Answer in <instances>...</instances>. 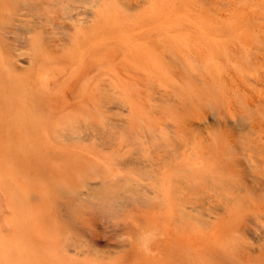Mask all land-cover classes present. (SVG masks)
Instances as JSON below:
<instances>
[{"label": "bare ground", "instance_id": "1", "mask_svg": "<svg viewBox=\"0 0 264 264\" xmlns=\"http://www.w3.org/2000/svg\"><path fill=\"white\" fill-rule=\"evenodd\" d=\"M211 9L202 7L194 11L191 0H0V167L4 170L1 174L9 181L20 217L29 222L26 229L33 228L31 231L41 237L43 234L37 230L45 227L43 201L34 209L26 205L32 187L38 197L52 192L54 203L60 197L73 204L78 199L82 201L83 196H95L93 203L107 204L114 216L119 210L132 208V220L127 222L132 235L117 244V251L102 252L87 247L71 223L54 217L55 235L48 237L47 244L33 243L28 232H18L28 237V244L21 253L16 251L17 257L13 259L9 258L7 234L0 229V264L70 261L69 264H83L86 259L88 264H99L117 253L123 262L118 263L124 264L130 258V250L135 258L132 264H264V170L259 169L260 163L264 167V143L260 139V148L254 143L259 148L257 152L251 150L254 154L244 150L247 152L244 160L241 159L244 152L234 147L235 138L230 149L195 148L203 135L202 131L201 135L197 133L200 120L208 117V108L212 107L213 114L217 111L215 105L219 109L213 94L215 105L211 106L214 103L206 88L202 89L211 99H202L205 106L197 100L201 96L194 79L199 66L218 65L219 90H222H218L219 94L226 89L223 84L236 93L246 94L243 80L216 61L227 54L229 40L225 31L238 29L239 17L231 19L221 12L218 13L221 21L215 22ZM220 23L226 29H218ZM243 39L237 37L239 42ZM22 50L28 67L17 60V53ZM177 64L179 71L187 74L181 75L186 77L184 81V77L176 76ZM173 83L180 89L177 92L181 98L184 97L176 104L177 108L174 105L179 94L170 93L176 88ZM169 94L177 99L172 97V100ZM168 97L177 100L169 104L180 113L174 111L175 119L179 115V120H167L171 123L160 118ZM260 97L251 93L246 104L257 105L262 100ZM147 101H152L153 111L163 103L161 113L158 115L156 111L157 116L153 115ZM123 113L129 114L122 117ZM128 115L129 126L124 119ZM159 118L165 121L163 125L167 122L178 132L163 143L157 139L152 142L155 135L152 132L157 130L153 127L162 124ZM213 118L219 121L216 116ZM123 119L132 130L126 131ZM258 121L264 124V120L262 124ZM256 122L257 119L253 120L251 126ZM122 124L128 136L123 142L128 145H134L130 134L135 133V128L142 129L141 138L147 137L142 141L139 138L136 141L139 144L130 149L132 153L129 151L121 159L138 172L124 178L122 184L115 175L114 178L112 175L114 180L104 176L106 179L98 181V188H92L89 180L81 183L87 174L101 179L105 173L85 158L86 165L85 161L84 165H76L86 166L85 173L71 177L74 181L52 174V184L48 186L47 180L42 191L35 187L33 178L16 175L36 167L32 163L30 168L25 167L22 157L52 146L54 137L94 138L101 144L105 138L109 139V133L104 134L106 130L112 135L122 129ZM258 124L252 128L256 129ZM258 131L256 136H264H259L261 131ZM229 140L226 139L227 143ZM3 155L9 163L2 161ZM177 158L186 160L182 167L173 164ZM72 160L70 166L74 162L75 168L76 158ZM138 213L146 214L145 218ZM71 251L74 256L68 258L66 254Z\"/></svg>", "mask_w": 264, "mask_h": 264}, {"label": "rangeland", "instance_id": "2", "mask_svg": "<svg viewBox=\"0 0 264 264\" xmlns=\"http://www.w3.org/2000/svg\"><path fill=\"white\" fill-rule=\"evenodd\" d=\"M191 4L193 5L194 11L195 10L198 11L202 7L212 8L213 10L211 9L212 11L211 10L210 11L212 12V20L215 22L221 21V18L218 14L221 12L227 14L229 17H231V19H235L236 16L239 17L238 18V20H239L238 29H236V30L235 29H228L225 31L226 32L225 38L229 40L227 48H226L227 54L221 58H218L216 61L221 67L227 69L229 72H232L236 76H239L244 82V88L246 89V91L249 92L248 93V92L244 91V93H246L244 95L240 94V93H236V92L229 89V87H230L229 85L226 86L223 84V89H225V88L226 89L222 95L219 94L218 90L220 88V86H219L220 76L218 73V65L213 64V66H210V67L205 66V68L202 65H200L199 66L200 69H198V71H197L198 76L196 74L195 77H197V78H195L196 80L194 79V81H196V84L200 85V86L197 85V87H198V91H200V93H198L200 95H198V96L199 97L201 96V99L200 98L197 99L198 96L196 97V99L199 100V102L201 100V103H204V106H205V100L203 101L202 99L205 98L207 100L208 97L205 95V89L203 91L202 88H206V91L209 92L206 94H209V97L211 96V94H213L212 96L215 97V101H218L219 109H218L217 105H215V103H214L215 101L213 100L212 96L211 97H212L214 104H211V106L215 105L216 106L215 111L219 110L218 112L220 114L222 113V115L224 116V119H222L223 116L220 115L217 111H216L217 113L215 112V114H217V115L213 114L214 110H211L212 107H210L211 109L206 108L210 104L206 105L205 108L207 109V111L209 110L207 115H206L208 117L206 119L204 117V119L202 118V120H200V122H201L200 124L202 125V127L200 125L199 129H198L199 131L197 130L198 134L201 135V133H202L203 135L200 136L201 139L199 138L197 142L193 141V143L196 142L197 145H195V148L197 150L203 149L204 147L208 148V149L212 148L213 150H217L220 148L222 150H224L225 147H226V149H228V148L230 149L232 147L230 143H234L236 141V143H234V147H235V149L238 147L239 151L241 150V152H244L243 153L244 157H241V159L244 160L245 155H247V152L245 153V151H248V153L254 154V151L257 152V150L261 147V146H258L260 144V139H261V143H264L263 142L264 136L262 135V134H264V133H262V130L264 132V124H262V122H263L262 120H264V0H191ZM240 20H241V22H240ZM242 25H243V27H242ZM222 26H223V24L220 23V26H218V29H226ZM237 37H242L245 39H243L242 41L239 42V41H237ZM251 47H252V49H251ZM17 54H18L17 60L24 63L23 65L28 67V63L26 64V62L23 61L24 58L26 57L25 50L18 51ZM219 59H220V62L218 61ZM178 66H179V68L176 66L178 69L175 70L178 73H177V75L176 74L175 75L179 76V78H181L182 77L181 75L182 74L184 75V73L182 72V70L179 71V69H181V68H180V65H178ZM172 68L175 69V66H172ZM174 69H173V71H174ZM199 71L201 73L200 74L201 76L199 75ZM202 74L204 77L202 76ZM185 75H187V74L185 73ZM201 77L204 78L203 83L207 81L205 84L202 83ZM184 79H186V77H184L182 79V81H184ZM198 80H200L201 83H199L200 81H198ZM178 81H179V79H178ZM173 86L176 87L177 84L175 85L173 83ZM209 86H210V88H209ZM169 91H170V89H169ZM177 91L180 92V89L178 87L173 88V90L171 89L170 93L174 92L177 96V93H178ZM201 91H203L204 93ZM182 92L183 91L181 90V94H182ZM221 92H222V90H221ZM250 92L253 93L254 95L261 96L260 98L262 100H260V103H258L257 105H254V106L246 104L247 97L251 94ZM174 93L172 94L173 96H175ZM202 93L206 97L203 96ZM178 94H179L178 99H177V97L171 96V94H169V95H170L172 100H173V98H175L179 101H177L175 99H174L175 101L169 100L170 97H168L166 99H168L169 101H165L166 99L163 100V101L168 103V104L167 103L165 104L161 100L165 106L162 105L163 103L158 104V105H160V106L162 105L161 107L164 106V108H162L163 111L160 108V106L158 108L156 107L157 109L155 108V111H153L154 107L152 108V104H151L152 101L146 102L147 108H148V110L150 109L152 111L153 115H156V116H157L156 111H159L158 115L162 111L160 118H163V120H165V121L171 120V118H173V120L178 121L179 115H178V119H175L176 116H174V111H175V113H178V114H180V113H179V110L177 111V109H174V107L176 106L175 108H177L178 105H176V104H178V102H181V100L184 99L183 96L181 98L180 93H178ZM214 94H217L218 96H216ZM144 95H145V93H144ZM144 95H143V97H144ZM167 95H165L164 98ZM219 95H220V97H219ZM208 99L210 100L211 98H208ZM170 101L174 102V103L177 101L175 103L174 107L172 106L173 105L172 103H171L172 105L169 104ZM207 102H206V104H207ZM157 103H161V102L159 101ZM218 103H216V104H218ZM153 104H155V103L153 102ZM170 105H171V107H170ZM172 107H173V111H171ZM202 108H203V106H202ZM210 111H212L211 112L212 115L216 116L215 119H218L219 121L214 120L213 117H215V116H212L210 114ZM114 113H112V115ZM125 114H129V113H123L121 116L124 117ZM115 115H116V113L114 114V116ZM175 115H177V114H175ZM130 118H131L130 115H128V118H124L125 121L127 120L126 123L128 122V120H130ZM160 118H159V121L162 122L163 120ZM124 119H123V121H124ZM256 119H257V122L254 124L255 125L258 124V122H259L258 119H259L261 121L260 123L262 125L258 124L256 129H253L252 127L253 126L255 127V125L253 124L251 126V123H253V120L255 122ZM203 120H204V122H203ZM223 120L226 123H223L224 122ZM125 121L123 124L126 127L128 123L126 124ZM165 121H163V122H165ZM177 121H173V122L176 123ZM163 122H162V124H160V123L159 124L162 126L163 124H165ZM167 122H170V121H167ZM167 122H166V125H163V126H165L163 128H161L160 125H158V126L156 125L155 126L156 128L153 127V130L154 129H157V130H154V133L152 132V134H155L152 138V142H154V140L155 141L158 140V142L160 141L161 143H163V142H166L167 138L170 139L171 137L178 134L177 128L173 125L172 126L167 125L168 124ZM205 122H207V123H205ZM204 123H205V125H207L206 127H205ZM123 124L121 125L122 129L120 128L121 130L120 129H118V131L116 130V132L112 135H110V132H109L110 130H108V132H106L107 131L106 129H109L108 127L105 129L106 131L104 134L107 136V134L109 133L107 136L109 139L105 138L104 141L101 140L102 141L101 144L103 146H101V144L99 142L100 140H97L94 138H83V137L78 138V137L72 136V137H70V139L69 138L65 139L62 137L61 138L60 137H57V138L54 137V139H52V141L55 144L53 143L52 146L44 147L43 149H41V152H39L38 154H35V155H31V156L24 155L22 157L23 158V161H22L23 165L27 168H30L29 164L32 163L36 167H34L33 169H30L28 171L24 170V172H20L19 174H16V175H20L22 179H26L27 177L33 178L35 180V183H36L35 187L38 190L42 191V189H44V187H47L45 185L47 180L50 181V182L47 181L48 186L52 184L53 180H52V178L50 179V176L52 174H54V175L60 174L61 176L63 175L64 177L66 176L70 179L71 177L74 178L79 173L80 174L85 173L87 171V169H85L86 166H83L84 168L82 166H79V167L76 166L80 163H81L80 165H82L83 161H85L84 160V158H85L86 160L87 159L89 160V163L93 162L97 166L99 165L100 170H103V172H105V173L102 174L103 176L100 175L101 179H99L100 177L95 178L96 175L94 176L92 174H90L91 177H89V174H87L88 176L87 175L84 176V177H86L85 178L86 180L84 179V181L81 183H84V182L89 180L88 182H90L92 184L91 185L92 188H95V186H96V188H98L100 185L99 184L100 182H98V181L102 180V178L104 176L106 178L113 179L114 175H115L116 179H118V180H119V178L121 179L119 183L122 184L123 181L125 179H127V177H130V175L133 176L132 173L133 172L135 173L137 171H132L134 169V168H132V165H129V164L127 165L126 163L124 164L123 162H121V159L123 161V158H125V156L129 155L128 153H130V152L132 153V151H130V149L132 147H135L136 145H138L140 142V141L136 142L137 140L141 139V141H142L143 140L142 138H144V140L147 139V137L141 138V136H142L141 130L142 129L135 128L136 131H138L137 134H136V131H135V133L131 131L132 134H130L131 135L130 137L133 138L132 141H133L134 145L133 146L128 145L126 142H123V140L128 137L126 135V131L129 129L132 130L131 126H130L131 128L126 127L127 128L126 129L123 126ZM134 125L137 126L138 122L135 121ZM128 126H129V124H128ZM203 126L205 128H203ZM259 126H260V128H262V130L259 128ZM257 128L259 129V131H261V134H259L260 132L258 131L259 132L258 135L259 136L262 135V136H260L261 138H259L258 136H256L257 134H255V133H257L256 132L258 130ZM124 129H126V131ZM139 129H140V131H139ZM144 131L145 130H143V132ZM199 132H201V133H199ZM139 133H141L140 136H138ZM144 133L143 134L146 135V132H144ZM134 134H136V135H134ZM228 134L232 138H230L228 136ZM132 135L137 136L135 140H134V136L132 137ZM224 135H226V136H224ZM231 135H233V136H231ZM122 136H123V138H122ZM148 138H149L148 142H151L150 141L151 136L150 137L148 136ZM234 138H235V141L233 142ZM257 138L259 139V143L257 142L258 141ZM121 139H122V141H121ZM226 139L227 140L231 139L232 141L229 140L228 141L229 143H227ZM0 141L2 142L1 139H0ZM107 141H108V143H107ZM109 143H111V145H113V147ZM193 143L191 145L195 144V143L194 144ZM254 143H257L255 145L258 146L259 148L258 147L256 148ZM119 144L120 145L124 144L126 146L122 147V145L119 146ZM155 144H156V142H155ZM104 145H105V147H104ZM253 145L255 146V148H252ZM261 145H263V144H261ZM107 146L108 147L111 146V147H109V149H106V148H108ZM238 148L236 150H238ZM246 148H248V149H246ZM187 149H191V148L187 147ZM253 149H254V151L251 152V150H253ZM143 152H145V151L144 150L140 151V152H138V154L143 153ZM3 158L4 159L2 161H7V159L5 158L4 155H3ZM74 158H76V162H77V163L75 162V168H73L74 162H72L71 166H70V162L74 161V160H72ZM119 160H120V163L118 162V164L121 165V163H122V166H118V164H116V162ZM87 161H85L84 164ZM185 161L186 160H184V159L177 158L174 160L173 164H176L179 167H182L183 164L185 163ZM89 163H87V166H89ZM11 166H13V165H11ZM259 169L264 170L263 164L260 163ZM76 170L78 172H74ZM3 172H4V170L1 169V167H0V229H3L7 234V242H8V245L10 246V251H9V258L10 259L16 258L17 257L16 251H19L21 253L22 247L25 248L26 244H28V242H27L28 237H24L21 234H18V232H20L21 230L23 232H28L30 234V236L33 237V239H31V241H33V243H37V244L49 243L48 242L49 238L50 237L52 238V236L55 235L54 234V217L55 218L57 217L58 219L60 218L65 223H71L75 227V231L77 233H79L82 240L85 242V244H87V247L92 246L96 250L102 251V252L108 251V250H116L117 251L118 250V248H116V246H118L117 244L122 242L123 240L128 239L132 235V230L128 228L129 225L127 223L128 221L132 220L130 218L132 215V208L128 209L129 211H124V212H123V210H119L120 213H118V211L116 210L117 215L115 214L116 216H114L112 214V212L109 210L108 206H106L107 204L102 203V204H99V205H101V206H99L98 203H93L95 196H91V197L90 196L89 197L83 196L82 201H80L77 198L78 200L75 201L73 204L69 200L60 197V198H57L55 203H54L52 192H51V194H49V196L47 194H45V195L43 194V195L38 197V196L34 195V193H33L34 188L32 187L29 190L30 197L27 198L26 205L34 209L35 207H39V201L40 202L43 201V203L45 204V207H46L45 214H44L45 218L42 221V225L45 224V227H43L40 230L36 229L38 232H41L43 234V236L40 237L38 235V233H35V231H31L33 228L29 227L30 231H28L26 229L27 228L26 225L28 226L29 222L26 221L27 219L24 220L20 217L21 212H20L19 208L17 207V205H15L13 202V198L11 197L12 193H10V190L8 187L9 181L7 179H5L4 176L1 174ZM109 175H111V176H109ZM112 175H113V178H112ZM107 176H109V177H107ZM73 178H71V180L74 181ZM94 179H95V181H94ZM128 179H130V178H128ZM118 180H116V181H118ZM25 186L26 185H24V187ZM48 189H49V187H48ZM84 190L86 191L87 189L84 188ZM89 192H92L91 189L89 190ZM123 195H127V194L123 193ZM95 200H96V198H95ZM97 201H95V202H97ZM71 208H72V213L70 211ZM56 213H57V215H56ZM138 214H140L139 216H141V218H145V216H146V214H144V213H138ZM36 226H38V225H36ZM35 228H37V227H35ZM46 229H48V230H46ZM76 229H78L79 232ZM120 250L122 251V248H120ZM125 250H127V249H125ZM132 253H133V251H131V250L128 252V256L130 258L127 261H129V262L124 261L125 262L124 264H132V260L135 259L134 257H132ZM73 254L74 253L71 251L70 253H67L66 256L68 258H71L74 256ZM121 254H123V253H121ZM90 258H92V257L89 256V259ZM86 260L83 261L82 263L88 264L89 261L86 262ZM121 260L122 259H121L120 253L111 254L108 258H106L105 260H103V262H101L99 264H119L118 261H121ZM42 262H44V261H42ZM39 263L41 264V262H39ZM69 263H67V264H69ZM121 263H123V262L121 261ZM29 264H35V263L29 262ZM79 264H81V263H79Z\"/></svg>", "mask_w": 264, "mask_h": 264}]
</instances>
